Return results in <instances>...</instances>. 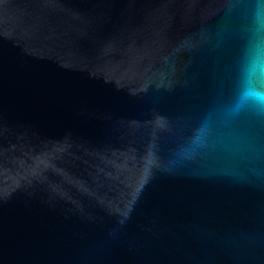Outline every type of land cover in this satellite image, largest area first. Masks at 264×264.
Segmentation results:
<instances>
[{
  "label": "water",
  "instance_id": "95a60500",
  "mask_svg": "<svg viewBox=\"0 0 264 264\" xmlns=\"http://www.w3.org/2000/svg\"><path fill=\"white\" fill-rule=\"evenodd\" d=\"M0 264H264V0H0Z\"/></svg>",
  "mask_w": 264,
  "mask_h": 264
}]
</instances>
